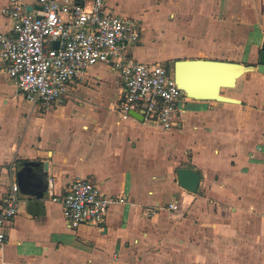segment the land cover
I'll return each instance as SVG.
<instances>
[{"label":"crops","instance_id":"0c3cea01","mask_svg":"<svg viewBox=\"0 0 264 264\" xmlns=\"http://www.w3.org/2000/svg\"><path fill=\"white\" fill-rule=\"evenodd\" d=\"M9 1L0 0V34L14 26L2 12ZM106 1L116 13L140 22L142 40L132 52L135 56L138 48L144 59L155 58L146 62H260L264 0ZM162 29L172 43L183 39L204 45L153 49L150 36ZM98 64L99 69L96 64L71 83L63 104L48 109L27 100L11 77L0 73V202L13 182L20 183L18 166L27 161L48 162L47 182L53 181L56 195L64 194L75 177L85 176L126 202L113 203L101 227L73 229L48 189L39 196L21 187L22 202L6 228L0 264H264V245L260 260L231 252L223 258L205 239L213 227L229 236L236 232L221 224L248 213L239 206L242 201L256 200L249 186L254 184L251 170L262 163L253 158L264 156V73H245L234 87L222 89L241 103L188 97L183 123L165 130L124 117L121 74L110 63ZM181 167L201 173L197 192L178 183ZM171 202L179 208H170Z\"/></svg>","mask_w":264,"mask_h":264},{"label":"built area","instance_id":"2783aa9c","mask_svg":"<svg viewBox=\"0 0 264 264\" xmlns=\"http://www.w3.org/2000/svg\"><path fill=\"white\" fill-rule=\"evenodd\" d=\"M2 12L13 18L14 26L10 33L0 34V73L6 72L27 100L42 109L63 104L71 83L106 62L121 74L119 108L124 117L136 110L165 130L183 123L189 96L174 69L163 61H141L132 52L142 37L137 19L116 13L106 0H10ZM53 186L50 179L47 189L62 204L66 225L73 229L101 227L111 205L126 202L125 197L106 194L90 177H75L62 195H56ZM21 202V185L15 181L0 202V247ZM169 207L179 205L171 202Z\"/></svg>","mask_w":264,"mask_h":264},{"label":"water","instance_id":"95a60500","mask_svg":"<svg viewBox=\"0 0 264 264\" xmlns=\"http://www.w3.org/2000/svg\"><path fill=\"white\" fill-rule=\"evenodd\" d=\"M29 8L31 10L32 6ZM55 45L58 46V43ZM254 71L264 73V50L257 65L224 59L182 58L175 60L174 66L175 78L187 96L234 103H241L242 100L222 93V89L234 87L239 77ZM130 114L140 120L145 119L144 114L136 110H131ZM48 166L47 161L20 164L17 173L22 189L43 196L47 191ZM201 178V173L195 169H178V183L192 192H197Z\"/></svg>","mask_w":264,"mask_h":264},{"label":"rangeland","instance_id":"374dc122","mask_svg":"<svg viewBox=\"0 0 264 264\" xmlns=\"http://www.w3.org/2000/svg\"><path fill=\"white\" fill-rule=\"evenodd\" d=\"M164 29V28H163ZM162 30H157L156 32H153L150 36L151 40V46L154 47L153 49H161L164 46L170 45H177L179 47H184L186 49V46H198V45H204V42L200 41H193L192 43H188L186 41L180 40L181 42L178 43H172V39ZM146 36V35H145ZM171 39V40H170ZM142 40V37H141ZM171 41V42H170ZM187 44V45H186ZM145 46L148 44L144 42ZM135 56L138 59H141L143 61H154L155 58H148L144 59L142 56L139 55L138 48L134 49ZM178 58L173 59H167L163 58L160 60L163 62L175 61ZM95 67V66H94ZM99 69V64H97V68ZM100 102L97 101L96 104H99ZM184 106H187L185 104ZM99 108L98 113L104 114L103 107H94ZM96 110V109H95ZM160 138H163V136L157 135ZM163 146H169V143H163ZM253 160H262L258 166L254 167L251 170L250 175V181L251 184L249 186L250 192L252 195L256 198V200L253 201H242L239 206H241L242 210L248 211V213L242 214L239 217V220L236 219L233 224H229V222H223L221 226L226 225L227 226H233L236 227V232L231 231L233 234L229 236V232L221 233L217 232L214 227L210 232L205 234V239L208 243L207 247L214 248L216 253L221 252V256L225 258L230 252V256H237V257H253L256 260H260V252L263 250L260 249L264 245V232H262V228L260 226H264V156L259 154L258 156L254 157ZM256 164V163H255ZM246 173L249 174L248 171ZM245 173V174H246ZM249 176V175H248ZM236 212L237 210L234 209ZM213 226V225H212ZM211 226V228H212ZM247 227L248 230H245ZM240 230V232H238ZM236 241L240 244H236ZM223 243L224 245H220L219 243ZM231 242V243H230ZM242 243H245L246 246H243ZM217 246L222 247V250L218 249ZM212 252V251H211ZM228 255V256H229ZM219 256V255H218Z\"/></svg>","mask_w":264,"mask_h":264},{"label":"flooded vegetation","instance_id":"af4514ba","mask_svg":"<svg viewBox=\"0 0 264 264\" xmlns=\"http://www.w3.org/2000/svg\"><path fill=\"white\" fill-rule=\"evenodd\" d=\"M166 63L168 64L169 68L174 69L175 61H170V60H168Z\"/></svg>","mask_w":264,"mask_h":264}]
</instances>
